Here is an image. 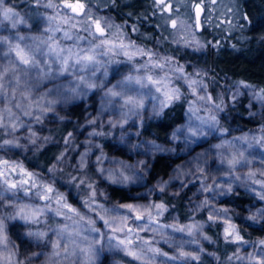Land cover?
I'll return each mask as SVG.
<instances>
[{
  "label": "clouds",
  "instance_id": "9594fccd",
  "mask_svg": "<svg viewBox=\"0 0 264 264\" xmlns=\"http://www.w3.org/2000/svg\"><path fill=\"white\" fill-rule=\"evenodd\" d=\"M241 64L264 0H0V264H264Z\"/></svg>",
  "mask_w": 264,
  "mask_h": 264
},
{
  "label": "trees",
  "instance_id": "16d2710c",
  "mask_svg": "<svg viewBox=\"0 0 264 264\" xmlns=\"http://www.w3.org/2000/svg\"><path fill=\"white\" fill-rule=\"evenodd\" d=\"M239 70L247 71L254 79H264V66L241 64Z\"/></svg>",
  "mask_w": 264,
  "mask_h": 264
}]
</instances>
